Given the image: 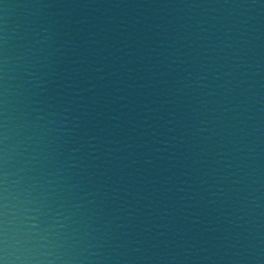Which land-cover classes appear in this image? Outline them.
Segmentation results:
<instances>
[{"label":"water","instance_id":"water-1","mask_svg":"<svg viewBox=\"0 0 264 264\" xmlns=\"http://www.w3.org/2000/svg\"><path fill=\"white\" fill-rule=\"evenodd\" d=\"M2 264H264V0H0Z\"/></svg>","mask_w":264,"mask_h":264},{"label":"snow or ice","instance_id":"snow-or-ice-1","mask_svg":"<svg viewBox=\"0 0 264 264\" xmlns=\"http://www.w3.org/2000/svg\"><path fill=\"white\" fill-rule=\"evenodd\" d=\"M0 264H2V262H0Z\"/></svg>","mask_w":264,"mask_h":264}]
</instances>
